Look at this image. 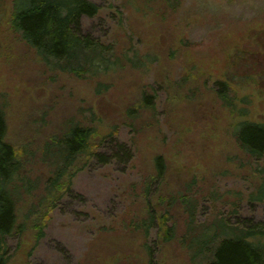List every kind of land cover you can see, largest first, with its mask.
Segmentation results:
<instances>
[{"label": "rangeland", "instance_id": "rangeland-1", "mask_svg": "<svg viewBox=\"0 0 264 264\" xmlns=\"http://www.w3.org/2000/svg\"><path fill=\"white\" fill-rule=\"evenodd\" d=\"M90 1L100 13L82 19L81 33L127 57L117 72L96 79L49 70L14 30V0L1 4L8 142L37 152L71 120L95 127L101 139L116 131L100 148L104 157L73 169L72 190L53 210L51 201L39 207L23 234L8 238V264H193L177 242H158V225L148 235L141 227L148 209L163 213V201L179 191L198 199L197 225L217 216L264 225V198L254 200L264 187V162L250 159L234 135L240 121L264 123V0H182L177 11L137 0ZM136 59L143 65L133 67ZM251 75L263 79L246 80ZM223 81L236 109L217 95ZM100 82L108 85L103 94ZM144 94L156 95V114L132 121L127 110ZM245 107L248 116L239 114ZM160 155L168 173L157 185ZM29 169L34 178L48 176L38 160ZM180 220L183 231L185 216Z\"/></svg>", "mask_w": 264, "mask_h": 264}, {"label": "trees", "instance_id": "trees-1", "mask_svg": "<svg viewBox=\"0 0 264 264\" xmlns=\"http://www.w3.org/2000/svg\"><path fill=\"white\" fill-rule=\"evenodd\" d=\"M145 4L158 3L163 7L177 11L182 0H137ZM0 1V22L4 18V7ZM12 25L24 42L34 49L40 60L49 70L66 73L77 78H99L117 72L127 57L117 56L113 45L102 43L91 36L81 33V21L84 17H95L100 8L90 0H14ZM130 60V59H129ZM141 59L133 67L142 66ZM246 80L259 81L262 75L247 76ZM255 79V80H254ZM257 79V80H256ZM217 95L222 103L236 109L231 96L230 84L218 82ZM108 85L100 82L96 92L103 94ZM156 95L144 94L141 99L127 110L128 117L137 121L142 112L156 114ZM249 104V102H247ZM250 110L244 108L239 114L248 116ZM8 125L6 114L0 108V264H8V238L23 234L26 219L37 215V209L50 201L53 210L56 203L72 190L73 169L82 159L90 160L101 154L100 148L108 138H116V131L104 138L95 127L70 121L66 131L47 140L39 151L27 146L19 147L7 140ZM234 135L250 159L264 162V123L250 120L240 121ZM123 148V146L121 147ZM124 149V148H123ZM129 156V155H128ZM101 157H104L101 154ZM47 169L48 176L34 178L29 174L34 161ZM155 180L161 185L166 179L168 165L164 156L154 160ZM264 173V169L262 170ZM264 187L257 201L264 198ZM36 203H31V198ZM166 202V203H164ZM198 199L189 191L170 194L163 201L164 211L148 209L141 227L146 235L150 227L158 225V242L175 243L183 246L190 254L193 264H264V225L248 223L245 226L231 224L225 217L217 216L206 224H196ZM31 207L25 213L24 221L20 213L25 207ZM181 206L183 212L178 207ZM181 215L185 216L186 233L181 231ZM47 216V214H46ZM45 216V217H46ZM185 221V220H183ZM40 227L38 235H44ZM151 263L154 255L150 253Z\"/></svg>", "mask_w": 264, "mask_h": 264}]
</instances>
